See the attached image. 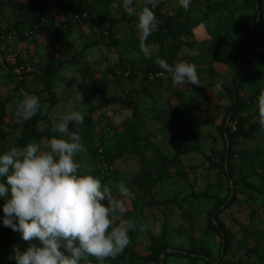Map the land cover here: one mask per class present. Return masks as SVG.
<instances>
[{"label": "rangeland", "instance_id": "rangeland-1", "mask_svg": "<svg viewBox=\"0 0 264 264\" xmlns=\"http://www.w3.org/2000/svg\"><path fill=\"white\" fill-rule=\"evenodd\" d=\"M14 1L23 9L0 10V153L32 122L16 116L27 94L40 102L36 134L64 138L55 131L63 116L73 110L84 116L78 175L111 182L115 192L144 161L157 171L146 194L126 186L132 195L124 201L125 219L136 227L124 251L104 264H264V169L257 163L264 157V0H191L187 9L180 0H158L157 30L148 38L157 39L152 59L140 51L136 17L112 7L122 0H89L79 10L61 6L63 0H36L41 8ZM143 6L134 0V7ZM157 56L170 65L195 64L200 87L173 86L170 74H160ZM43 71L53 75V101L43 91ZM238 80L241 96L255 94L233 110L230 92ZM129 127L119 157L103 165L100 140ZM229 157L231 171L224 164ZM3 204L0 199V234L8 235L14 232L3 226ZM163 245L174 256H159ZM127 253L138 259L128 263ZM12 254H1L0 264H16Z\"/></svg>", "mask_w": 264, "mask_h": 264}, {"label": "clouds", "instance_id": "clouds-1", "mask_svg": "<svg viewBox=\"0 0 264 264\" xmlns=\"http://www.w3.org/2000/svg\"><path fill=\"white\" fill-rule=\"evenodd\" d=\"M190 2L180 0V6L187 9ZM157 3L144 0L145 6L138 8L134 0H122V5H112L122 6L128 16L136 17L140 51L147 59L155 52L148 38L157 30L152 10ZM154 62L163 70L161 75L170 74L173 86L200 87L195 64L176 61L170 65L158 56ZM39 109V99L26 94L18 103L16 116L28 121ZM260 117L264 128V96L260 98ZM83 121L79 111H70L55 127L64 138L13 146L0 154L2 223L28 244L23 252L13 248L9 259L16 264H91L90 257L104 264L130 243L128 232L136 225L133 219L124 218L125 198L132 195L124 182L116 183L114 192L111 182L106 185L92 175H78L80 165L75 157L85 149L79 128L70 131L69 123L79 126Z\"/></svg>", "mask_w": 264, "mask_h": 264}, {"label": "trees", "instance_id": "trees-1", "mask_svg": "<svg viewBox=\"0 0 264 264\" xmlns=\"http://www.w3.org/2000/svg\"><path fill=\"white\" fill-rule=\"evenodd\" d=\"M58 2L61 6L65 5L69 8L73 7L74 8L73 10H79L82 7H90L89 3H88L89 0H63L62 2L61 1H58ZM28 5L30 6V8H34V7L41 8V4L39 3V1H36V0H29ZM7 7H11V8H14L16 10L23 9V5H21L18 2H15L14 0H5V1L0 0V10H3L4 8H7ZM246 30L248 31L247 33L251 32L250 27H247ZM106 33L108 36H111V28L110 27H108L106 29ZM248 35H250V34H248ZM174 39H177V37L174 36ZM155 42H157V39H155V38L148 39V43H150V44H154ZM243 42L245 43L246 41H243ZM62 47H63V44L60 43L59 48L61 49ZM65 48L66 47H64V49ZM244 48H245V45L243 44L242 48H241V50L243 51L241 53L242 58L244 56V50H243ZM218 62H224V61H218ZM233 63H235V65L238 66L236 57L234 58ZM66 64L72 65L73 62H66ZM74 64H75V62H74ZM145 65L147 66L148 70L152 69L151 65H149L147 61H145ZM83 66H84V64H83ZM84 69L87 70L86 67H84ZM150 72L156 73L157 71L152 69ZM87 73H89L88 70H87ZM43 75L45 77L44 90L43 91L47 94L48 99L53 101L54 100V94H53L54 84H53V77H52L53 75H52V73L47 72V71H43ZM239 86H240V84H239V80H238L235 83L233 90L230 92L233 110L243 108L244 104L250 102L251 99L254 97V94H255V92H254L248 96H241ZM132 110H133V115H134L135 114V106L134 105L132 106ZM4 111H5V103L0 101V119L3 118ZM38 114H39V111L37 112V115ZM36 120L37 119L35 117H33L32 122L28 125L26 132L23 133L18 140H16L15 142H11L9 147L6 150H2L0 154L7 151L10 147H13V146L22 147V146L27 145L28 143L33 142V141L38 142L41 137L46 138V140L52 138V136L47 134V133H45L43 135L35 133V131L33 129V125L37 122ZM77 128H79V134H80V132L83 130L82 125H79V126L70 125L69 130L70 131H76ZM130 131H131L130 127L125 128L121 132L118 131L116 128H113L109 132V134L112 136L111 138L107 137L104 140H100L101 142L98 146V150L100 151V157H101L103 165H105L107 167H111L113 165V163L119 157L120 152L124 147V143L129 140ZM109 134H108V136H109ZM231 140H233V139L229 138V141H231ZM88 144H93V142L90 141V142H88ZM257 163L259 164L260 168L264 169V157H263V159H260ZM224 164L227 167V170L231 171L232 166H231V158L230 157H229V159L227 158L225 160ZM145 166H146V161H144V167L142 168V170L137 175L133 176L129 181L126 182V186L129 188L132 186H136L138 193L140 195H143V194L150 192L152 187L154 186V184L156 182V177L153 174H151V172L153 171L157 176V171L154 169V167H153V169H146ZM131 205H132V203H131ZM127 215H128V212H125L124 218H126ZM14 233L8 234V235L0 234V255L3 253H7L9 251H13L14 247H18L21 252H23L28 247V244L20 238L19 233H15V234ZM221 233L223 234L224 231H221ZM159 256H162V257H164V260L165 259L167 260L169 257L174 256V254L173 253H167V248H166V246L163 245L160 248ZM137 259H138V257L136 256V254H132V253H127V256L125 258V260L128 263H133ZM92 264H95V262L92 261Z\"/></svg>", "mask_w": 264, "mask_h": 264}, {"label": "built area", "instance_id": "built-area-1", "mask_svg": "<svg viewBox=\"0 0 264 264\" xmlns=\"http://www.w3.org/2000/svg\"><path fill=\"white\" fill-rule=\"evenodd\" d=\"M5 61L8 62V63H13V61L11 59H6L5 58ZM0 62H1V58H0ZM22 69V68H21Z\"/></svg>", "mask_w": 264, "mask_h": 264}]
</instances>
